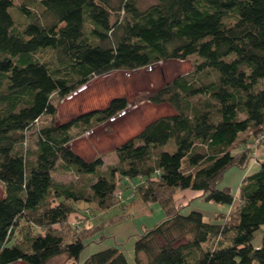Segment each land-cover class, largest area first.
<instances>
[{
  "label": "trees",
  "instance_id": "1",
  "mask_svg": "<svg viewBox=\"0 0 264 264\" xmlns=\"http://www.w3.org/2000/svg\"><path fill=\"white\" fill-rule=\"evenodd\" d=\"M190 57L191 71L148 95L174 111L118 144L105 170L101 155L86 159L69 145L71 129L113 117L127 98L40 123L57 113L55 94L115 70ZM263 130L264 0H0V264H47L60 254L77 264H264V234L254 244L264 224V160L238 195L218 188L230 166H250L247 145ZM57 169L80 180L59 182ZM123 181L137 184L142 201L160 202L166 217L135 241L133 262L116 246L78 262L91 227L72 225L77 236L67 240L57 226L68 227L82 201L103 211L120 204ZM191 189L236 207L217 222L200 210L182 213L173 193Z\"/></svg>",
  "mask_w": 264,
  "mask_h": 264
},
{
  "label": "rangeland",
  "instance_id": "2",
  "mask_svg": "<svg viewBox=\"0 0 264 264\" xmlns=\"http://www.w3.org/2000/svg\"><path fill=\"white\" fill-rule=\"evenodd\" d=\"M23 1L13 0L14 6ZM155 1L140 0V6L146 7ZM14 15L16 20L25 19L22 13L14 11ZM194 60V57H190L186 60L160 61L134 70L119 69L94 77L69 96L60 98L55 94L54 103L57 106V113L54 116H43L40 123L65 122L83 112L105 108L113 98H127L128 106L113 117L93 123L92 127L87 128L88 130L80 126L71 129L73 138L69 145L86 159L101 155L104 160L102 170H105L117 162L118 144L138 134L152 120L174 111L168 102L155 103L148 98V95L176 76L191 71ZM258 136V134L253 136L249 142L253 156L250 166L245 169L237 165L230 166L218 182V188L229 187L235 195H238L243 177L260 168V161L264 160V141L256 142ZM26 140V147H35L34 135L27 134ZM53 177L59 182L80 180L75 174L60 169L53 172ZM136 186L137 184L131 181H123L119 184L114 200L120 201V204L105 211L98 209L94 204L88 205L83 201L78 203L77 207L80 210L72 213L68 227L66 224L57 226L67 240L77 236L72 225L73 227L78 225L80 228L91 227L84 231L83 235L87 241L78 262L82 263L93 252L112 246L120 248L131 261L134 260L135 241L146 229L154 227L166 217V210L160 202H144L139 198ZM195 191L175 190L173 193L182 213L200 210L206 219L217 222L218 219L215 217L217 214L228 213L236 207V200L233 205L206 201ZM3 194L4 185L0 181V197ZM81 213L85 215H82L83 220L80 222ZM88 213L91 217H87ZM263 234L264 224L257 231L254 244L262 243ZM142 259L145 260L144 257ZM74 262L75 260L72 261L66 254H60L52 257L47 264H77Z\"/></svg>",
  "mask_w": 264,
  "mask_h": 264
},
{
  "label": "built area",
  "instance_id": "3",
  "mask_svg": "<svg viewBox=\"0 0 264 264\" xmlns=\"http://www.w3.org/2000/svg\"><path fill=\"white\" fill-rule=\"evenodd\" d=\"M258 137H257V141L256 142H260V141H264V130L262 131V132H260V133H258ZM247 147L248 148H251V144L249 143L248 145H247Z\"/></svg>",
  "mask_w": 264,
  "mask_h": 264
},
{
  "label": "crops",
  "instance_id": "4",
  "mask_svg": "<svg viewBox=\"0 0 264 264\" xmlns=\"http://www.w3.org/2000/svg\"><path fill=\"white\" fill-rule=\"evenodd\" d=\"M20 262L18 261V262H15V263H12V264H19Z\"/></svg>",
  "mask_w": 264,
  "mask_h": 264
}]
</instances>
